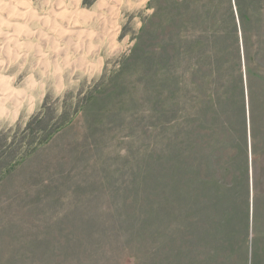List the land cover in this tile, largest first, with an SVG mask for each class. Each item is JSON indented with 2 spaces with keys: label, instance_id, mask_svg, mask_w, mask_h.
<instances>
[{
  "label": "rangeland",
  "instance_id": "rangeland-1",
  "mask_svg": "<svg viewBox=\"0 0 264 264\" xmlns=\"http://www.w3.org/2000/svg\"><path fill=\"white\" fill-rule=\"evenodd\" d=\"M234 3L0 0V264H264V8L243 34ZM216 20L206 48L243 80L251 59L253 127L203 106ZM194 140L173 195L163 172Z\"/></svg>",
  "mask_w": 264,
  "mask_h": 264
},
{
  "label": "trees",
  "instance_id": "trees-1",
  "mask_svg": "<svg viewBox=\"0 0 264 264\" xmlns=\"http://www.w3.org/2000/svg\"><path fill=\"white\" fill-rule=\"evenodd\" d=\"M194 0H188V3H193ZM234 7L236 9V16L239 20V23L242 27V33L246 31V25L250 22L253 15L257 14L260 10L264 8V0H235ZM167 10V20L166 25L167 28L173 23L174 16L176 15L177 6L176 3L170 1L166 7ZM212 13L214 9H211ZM223 11V10H222ZM211 13V14H212ZM227 15L228 13V6H227ZM206 16H208L206 14ZM216 29H209L206 28L203 32V35L207 37V41L202 43H198V46L201 49L197 51V58L199 61L203 60L206 64H204L205 72H207V77L205 79L206 90L209 92L207 94V102H202L203 106H215L220 104V99H223L226 103V107L229 109H236V117L239 118L241 121L245 119V114L247 116V120L249 124L253 127L255 123V118L258 112V106L255 103V89L252 87L251 81L253 79L252 72H251V59L249 55L247 56L245 52V44L242 47L243 52V60L244 64L242 63L243 67V74L244 80L240 73V64L236 61V55H232V50L229 48L220 49L222 45L218 46V41L216 40V44L213 43L211 46L206 48L208 41L212 43L215 39L214 33L210 34L212 37H209V32L214 31L217 34V30H220L221 22L220 20H216L214 23ZM225 30V29H224ZM224 32V39L225 36L227 37L228 31L227 28ZM223 38V37H222ZM198 40V37L195 41ZM201 38L198 40L200 41ZM221 39V43H222ZM167 51V52H166ZM169 50L168 45L164 47V54H166L167 58H169ZM227 57L226 61L224 58ZM231 57V59H230ZM197 70V69H196ZM195 70V71H196ZM166 78L163 80L164 83L168 82L170 78V74H163ZM244 93L246 96L244 97ZM246 98V102H245ZM229 128V127H228ZM227 131V125L222 130L223 134ZM202 148L201 141L194 140L186 143H181L178 146H174L176 151L173 162H172V170L163 172L165 179H168V183H165V189L171 190L172 194L175 195V181L178 183L177 186H187L188 184H184L181 181V177L193 171V166L189 165L191 159H195L198 157L197 151ZM209 156V160H210ZM205 160L202 157L201 162L203 163ZM206 162V161H205ZM217 170H221L222 166L220 163H216ZM208 169L212 168L211 162H208L207 165ZM230 173V172H229ZM228 173V174H229ZM202 185L205 184V180L201 181ZM183 188V187H182ZM171 198V197H170ZM172 199V198H171ZM228 215V213H227ZM227 215L225 217H227Z\"/></svg>",
  "mask_w": 264,
  "mask_h": 264
},
{
  "label": "bare ground",
  "instance_id": "bare-ground-1",
  "mask_svg": "<svg viewBox=\"0 0 264 264\" xmlns=\"http://www.w3.org/2000/svg\"><path fill=\"white\" fill-rule=\"evenodd\" d=\"M82 14H83V13H82ZM82 14H81V15H82ZM82 16H83V15H82ZM76 18H77V16H76ZM48 19H49V18H48ZM75 21H76V20H74V22H75ZM18 35H19V34H18ZM15 36H16V35H15ZM7 47H8V46H7Z\"/></svg>",
  "mask_w": 264,
  "mask_h": 264
}]
</instances>
